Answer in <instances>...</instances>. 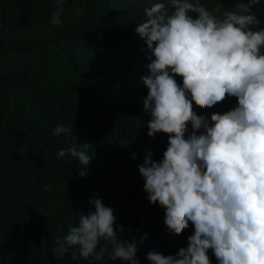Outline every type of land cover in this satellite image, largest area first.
I'll list each match as a JSON object with an SVG mask.
<instances>
[{
	"label": "trees",
	"instance_id": "obj_1",
	"mask_svg": "<svg viewBox=\"0 0 264 264\" xmlns=\"http://www.w3.org/2000/svg\"><path fill=\"white\" fill-rule=\"evenodd\" d=\"M140 1L150 0H63L61 23L54 25L56 0H0V264H128L111 260L103 240L97 252L107 251L99 262L53 253L55 237L94 210L88 200L95 197L113 209L124 240L147 233L139 264H149V251L167 256L187 246L193 225L169 234L164 209L148 202L138 172L146 153L158 161L167 148L166 134L147 136L141 79L147 49L130 16ZM220 2L234 11L238 0ZM251 11L263 27L264 0ZM235 104L228 97L193 108L210 117ZM57 125L72 133L56 135ZM83 143H90L87 166L70 154L57 156Z\"/></svg>",
	"mask_w": 264,
	"mask_h": 264
},
{
	"label": "clouds",
	"instance_id": "obj_2",
	"mask_svg": "<svg viewBox=\"0 0 264 264\" xmlns=\"http://www.w3.org/2000/svg\"><path fill=\"white\" fill-rule=\"evenodd\" d=\"M220 1L150 0L132 7L135 33L147 49L141 77L147 136L167 135L162 159L148 152L138 166L143 190L150 204L164 209L169 234L179 236L189 222L194 228L176 253L149 251V264H211L208 250L217 264H264V25L251 11L260 0H238L234 11ZM56 2L50 23L59 25L63 0ZM228 97L236 104L222 114L194 111L193 104L212 108ZM54 133L72 128L57 125ZM89 147L61 149L57 156L70 154L87 166ZM78 175H86L85 167ZM88 203L94 210L55 237L54 255L99 262L107 251L97 252L103 240L111 260L139 264L138 245L147 233L124 240L113 209L98 197Z\"/></svg>",
	"mask_w": 264,
	"mask_h": 264
}]
</instances>
